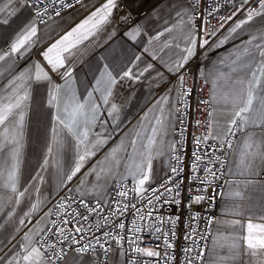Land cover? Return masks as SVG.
I'll return each instance as SVG.
<instances>
[{
    "label": "snow or ice",
    "instance_id": "6c2138e0",
    "mask_svg": "<svg viewBox=\"0 0 264 264\" xmlns=\"http://www.w3.org/2000/svg\"><path fill=\"white\" fill-rule=\"evenodd\" d=\"M42 0H9V4L5 8H0V35L9 34L11 42L8 49L0 50V61H6L13 57L21 58L31 55L33 51L38 57H42L44 63L36 62L33 68L36 69L35 74L29 72L27 76L23 72L19 76L13 74V78L8 80V95H0V187L7 190L11 195L6 197L0 196V214L11 218L15 214V208L9 206H19L23 201H28L25 204L29 210L24 211L21 208L24 216H31L39 210L42 202H31V192L29 187L21 184V156L23 149V133L27 117L28 101L31 94L28 84L33 81L36 83L44 82L51 85L50 105H55L58 109L56 123L62 125L68 130L78 141V149L74 166L65 172L58 170V183L61 187H66L68 182H71L74 177L85 167L91 159L96 156L97 151L103 148L110 139L108 136H101L92 131L96 127L97 121L100 120L99 105L92 100V93H89V100L81 102L76 98L75 93L68 90V99L65 102L64 113L59 114L60 93L59 85L53 83L51 73H58L62 78H65L66 83L72 77V70L67 66L70 63V58L74 56V49L78 51L77 45L81 44L89 37L96 36L106 26L113 23V10L119 7L117 0H106L103 6L92 12L90 16L79 24L77 27L68 31L59 40L50 44L45 50H41L39 45L43 42L44 37L38 35L37 20L44 22L43 16L47 13V7L43 10L35 8L36 3H41ZM138 0H129L130 4L137 3ZM16 4V8L21 6L35 9V16L30 23L17 25L19 15L16 8H11L12 4ZM62 7L74 8L75 5L71 0H61ZM75 4H82V0H75ZM189 9L195 12L199 9L200 25L195 24L194 16L188 17V22L192 23L193 28L197 29L194 33H189L185 38L187 46L182 49V54L171 63L165 62V67L170 79L164 86V93L156 100L154 108L150 111L158 110L159 115H154L153 124L151 125V135L144 136L141 131L135 132V138L131 139L128 145L121 142L120 145L110 149L105 154L104 165L102 161H97L90 172L85 175L96 174L97 180L101 174L116 175L115 169L121 166V162L125 161L124 156H117L118 152H127L130 147L132 152L127 155V160L124 162L128 175L133 178L135 187L131 190L118 192V195L127 200L129 192L135 193L139 200H143L148 192L152 193V197L146 200L149 209L155 208L156 203L175 204L178 208L181 206L182 199H187L188 203L185 207L189 212H192L194 206H200L205 201L211 205L217 196L227 195L229 198L241 197V192L234 189L227 193H222L220 189L224 184L229 183V177H242L240 184L245 187L253 186L255 181L249 179L260 173H264V0H241L232 12L220 18L221 21H232L238 14H244V19L234 22V27H230L229 36L224 37L219 41L220 45L227 42L234 34H238V30H243L245 26L250 28V38L247 39V44L237 49L232 54L230 64L225 65L230 71L224 72L219 67L211 72H200L205 82L211 83L209 90V98H201L198 103L205 106L206 120L196 121L197 127L202 123L207 126V134L194 136L193 143L196 148L206 143L209 139L216 142L213 146L217 151L211 153H203L200 150H194L188 157L187 162L179 149L183 147V143L177 146L175 143H170L167 146L169 153H175L171 156L174 164H169L167 169H156L153 165L154 158L163 154V141L161 146L157 147L155 152L154 146L157 145V137H163L167 132L170 121V112L164 108L165 104H169V98L175 91H179L180 97L191 98L192 89L187 88L188 74L195 73L192 69V61L197 60L201 54V50L211 47L208 36H215L216 32H208V27H211L210 21L204 15L202 0H192ZM57 16L60 12L55 13ZM131 13L122 15L119 19L124 24L128 23ZM177 13L178 22L184 24V16ZM213 11L208 12V16H212ZM257 18L259 23L257 24ZM221 28L223 23L218 21ZM173 28L165 27L164 32H171ZM182 31V29H181ZM141 34L138 27L132 26L126 32V35L133 41ZM164 33H158L151 37L147 42L151 44L154 40H159ZM167 47V45H165ZM148 51L147 48L144 49ZM134 61H141L140 56H135ZM156 57H152L155 61ZM163 59V57H161ZM224 60L220 64H224ZM48 68V71H44ZM63 70V71H62ZM155 69L154 63H147L141 66L140 63L129 61L127 65L115 66L105 64L103 71H100L99 78L96 79V91H100L104 104H110L108 116L114 120L117 119V113L120 109L115 103L110 102L113 88L119 81L124 79L139 80L149 75ZM196 70H199V64L196 65ZM158 72V70H157ZM43 73V75H41ZM159 74V72H158ZM2 75V74H0ZM222 92V94H220ZM71 105V111L68 107ZM223 107H219V105ZM176 111H179L177 108ZM147 119V116L145 117ZM221 121L224 126L220 131ZM55 132V128H53ZM243 134L239 139V145L234 142L238 134ZM184 133L181 131V138ZM139 141V145H138ZM146 141V143H145ZM49 153L52 149L49 148ZM231 156V158H230ZM49 161L44 160V165ZM259 170V171H258ZM35 179H42L37 174ZM188 181L189 183H185ZM26 183V182H25ZM83 183V181H82ZM191 183L200 185L196 195H187L181 197V189L187 190ZM235 184V181L232 182ZM158 185V186H155ZM36 192L39 188L32 186ZM261 191H264V182L259 184ZM22 189V190H21ZM74 191L72 188H67V192ZM155 198V201L153 199ZM69 195L60 197L57 203L58 209H64V215H71L76 221L77 226L74 227L75 233L79 235L70 237L65 234L66 230L60 227L55 222L51 227L45 226L40 228L39 225L44 222L45 217L51 215L52 210L44 213L34 222V227L25 232L18 241L22 253H17L11 259L6 256L0 258V264H58L65 261L67 252L64 247L57 248V244H63L71 238L72 244H80L85 237V227L80 224V221H87L88 214L96 212L97 208H89L84 200H80V205L85 208L86 213L78 212L76 208H72L71 213L68 209L71 204L66 201L71 200ZM122 203V201H117ZM225 207L231 214L241 217L231 221L221 220L219 218L202 217L200 212H194L189 216L188 231L181 232L177 235V226L181 223L179 215H173L167 219L163 217H155L159 221L160 226H155L154 231L157 233V239H162V247L149 249L140 247L137 241L140 239L139 233L142 231V226L137 225L133 220V227L129 229L132 232V239L128 243L132 246L131 250L135 258L130 257L129 264H264V206L261 207V215L256 217L255 212H252L244 223V212L248 209L242 208L238 203L232 202L226 204ZM9 208L8 211H5ZM132 210L134 214H139L140 219L144 220L145 215L152 217L151 210L143 213L141 208H138L135 203L128 201L123 203V207H119L113 211V215H123L126 211ZM259 219V223L254 220ZM203 220L205 228L198 230L192 227V222ZM72 221L61 218L62 224H70ZM19 224L24 225L25 220L19 219ZM227 224L232 231L228 236H223V226ZM216 226V235L212 236L210 245H205V241L209 238V229ZM120 229H125V224L119 222L117 225ZM2 227V225H0ZM98 230L101 227L99 224L95 226ZM90 230V228H89ZM19 231V229H16ZM46 232L56 234V243H50L49 238L44 235ZM31 233V235L29 234ZM195 233V235H193ZM104 235L111 237V232H106ZM119 236V233H117ZM115 239V237H113ZM15 239V237H13ZM93 239L99 240L93 236ZM124 239V237H120ZM177 240L188 241L189 244L176 243ZM47 246V248H45ZM90 248L95 251L91 241L82 244L74 249L75 255L68 258L65 264H80L81 257L88 253ZM195 253V255H193ZM107 254V250H105ZM148 258L143 259V258ZM93 264L95 262L93 261Z\"/></svg>",
    "mask_w": 264,
    "mask_h": 264
},
{
    "label": "crops",
    "instance_id": "0c3cea01",
    "mask_svg": "<svg viewBox=\"0 0 264 264\" xmlns=\"http://www.w3.org/2000/svg\"><path fill=\"white\" fill-rule=\"evenodd\" d=\"M105 2L106 0H87L45 24H37L38 35L44 37L39 48L45 50L68 31L83 23L92 12L101 8ZM117 3L119 7L113 10V23L106 26L96 36L89 37V39L77 45L78 51L73 50L74 56L70 58L71 62H66L67 66L72 70L70 80L66 83L65 78H62L58 73L49 72L53 83L59 85L61 88L59 114L65 115L64 107L68 99L69 89L75 93L76 98L82 103L88 101V94L92 93V100L99 105L100 115V120L97 121L96 127L92 131L101 136L110 137L108 143L97 151L96 156L72 180L73 192L92 201H104L110 188L116 182L123 180L133 181V178L127 174L123 167L124 162L127 160V155L132 152L130 147L127 149V152L121 151L117 153L118 157L124 156L125 161H122L121 166L115 169L116 175H105L102 173L100 179L97 180L95 173L91 175H85V173L90 172L96 166L97 161H102L104 165H107L108 161L104 159L105 154L110 149L120 145L121 142L124 145H128L130 140L135 138L136 131H141L144 136L152 134L149 120L154 124L153 116L159 115V112L155 109L150 111V109L154 108L159 96L165 94L164 84L170 79L165 62L171 63L172 60L178 59L182 54V49L187 46L185 37L189 33L195 32L188 22V17L191 13L189 9L190 2L188 0H138L135 4H130L129 0H117ZM8 4L9 0H0V8H5ZM12 8H16L15 3L12 4L9 10H12ZM16 11L19 15L17 25L30 23L33 19L30 7L21 6L16 8ZM129 12L131 13L130 19L127 24H124L119 18ZM178 12L181 15L187 13L184 16L183 25H180L178 22ZM241 19H244V17ZM259 22V18H257V24ZM132 26L138 27L141 32L135 41L126 35V32ZM166 26L174 30L170 33L164 32ZM161 32L164 34L160 36L159 40H154L151 44L147 42L151 37ZM250 35L249 26H245L243 30H238V34L232 35L227 42L220 45L219 41L229 36L228 31L202 57L199 72H211L217 67L224 72L230 71L225 65L230 64L231 59L234 58L232 54L237 49L247 44V39L250 38ZM10 42L9 34L0 35V50L6 51ZM145 48L148 49L147 52L144 51ZM135 56H140L141 61H134L133 58ZM153 56L156 57L155 61L152 60ZM222 60H224V64H220ZM129 61L140 63L141 66L147 63H154L156 70H153L150 75L145 73V76L139 80L124 79L117 83L110 97V102L115 103L120 109L119 113L116 114L118 118L114 120L107 114L110 104H104L102 99L103 94L100 91H96V79L99 78L100 71H103L105 64L123 66L127 65ZM36 62H41L42 65L46 63L42 57H38L35 54V51L25 57H13L6 61H0V74H2L0 75V95L10 94L8 80L13 78V74L19 76L23 72L27 76L29 72H32L34 75L36 69L33 68V64ZM44 71H48V68H45ZM206 84L209 93L211 83L206 82ZM51 87V85H47L44 82L36 83L33 81L31 84H28L31 98L28 101L26 109L27 117L23 133V149L20 165L21 184L29 187L31 202L42 203L39 210L31 216H24L23 212H21V208L25 212L29 210L25 207L28 201H23L19 206H9V208H15V214L11 218L0 214V225H2L0 227V258L6 256L8 259H11L17 253H22L18 241L25 232L34 227V222L46 213L44 209L50 200L64 188L58 183V170L65 172L74 166L78 141L66 128L56 123L55 118L58 114V109L55 105L49 104ZM177 99L178 91H175L169 98V104L164 105L165 110L170 112V126L162 138L157 137V145L153 148L155 152L156 148L161 146L162 139L163 154L156 156L153 161L156 169H167L169 166L171 153L167 151V146L170 143H174L173 129ZM219 107H223V105L221 104ZM68 110L69 112L71 111L70 104ZM146 116L147 119H145ZM223 126L224 122L221 121L220 128L217 131H220ZM53 128H55V132H53ZM242 135V133L238 134L235 141L237 145H239V139ZM49 148L52 149L51 153L48 151ZM45 159L49 161L47 165H44ZM37 174L42 179H35ZM260 174L249 178L255 181V184L248 187L240 184V180L243 179L242 177L228 178L229 183L224 184L223 193L234 189L240 191L242 195L239 198H229L227 195H222L216 219L231 221L241 218L231 214L225 207L226 204L232 202L238 203L244 209H248V211L244 212L242 221L244 223L247 222L248 217L252 215L253 211L256 217L261 215V207L264 206V191L260 190L259 184L264 182V180L260 178ZM233 181H235V184L232 183ZM32 186L39 188L40 191L36 192ZM8 195L11 194L0 187V196L6 197ZM9 208H6L5 211H8ZM19 219H24L25 224L20 225ZM48 221L49 216L45 217L44 222L39 227H45ZM254 222L259 223L261 221L256 219ZM223 228L222 235L226 237L232 229L227 224ZM16 229H19V231H16ZM29 234L31 235V233ZM216 234L215 226L213 235ZM74 255L73 253L68 255L65 261ZM79 259L80 264H93V261L95 262L91 256H83ZM65 261H62L60 264H65ZM4 264H7V260H4ZM95 264L98 263L95 262ZM107 264H124L123 251L115 249L110 255Z\"/></svg>",
    "mask_w": 264,
    "mask_h": 264
},
{
    "label": "built area",
    "instance_id": "2783aa9c",
    "mask_svg": "<svg viewBox=\"0 0 264 264\" xmlns=\"http://www.w3.org/2000/svg\"><path fill=\"white\" fill-rule=\"evenodd\" d=\"M87 0H82V3ZM190 4L192 0H188ZM67 2V0H65ZM71 2L76 6L80 4H75V0H71ZM35 3V0H34ZM241 0H202V6L204 15L207 17L208 21H210L211 27H208V32L215 31V36H208L206 38L209 39L211 47L221 38L223 37L229 30L230 27H233L234 22H237L239 19L244 17V14H238L236 17L233 18L232 21H221L220 18L222 16L229 15L233 8L236 7ZM31 9L32 17L35 16V9L32 6H29ZM44 7H47L48 11L44 14L43 20L44 22L41 23L37 20L38 25H42L47 23L48 21L59 17L61 14L72 10L73 8H64L62 7L61 0H42L41 3H36L35 8L43 10ZM74 7V8H75ZM59 11L60 15L57 16L55 13ZM199 9L195 12L190 13V16H194L195 24L200 25L201 21L199 17ZM213 11L212 16H208V12ZM218 21L224 24V27L221 28ZM192 26V23H190ZM193 28V26H192ZM196 32L197 29L193 28ZM211 47H207L206 49L201 50V54L199 55L197 60L192 61V69L195 73V77L193 74H188L187 76V88L192 89L191 98H181L179 91H178V99H177V106L179 111H175V120H174V129H173V137L174 143L179 146L183 143V147L179 149L180 154L184 156L185 161L187 162L189 155L194 150H200L203 153H211L213 151H217L213 146L216 144L215 141L209 139L206 143L202 144L199 149L196 148L195 144L193 143L194 136H201L207 134V126L205 124H201L197 127L196 121H205L206 120V113H205V106L200 105L198 101L201 98L208 99V86L202 76L200 75L199 70H196V65L199 64V69L201 65L202 57L210 50ZM166 84V83H165ZM164 84V86H165ZM181 131H183L184 136L181 138ZM236 138H234V142ZM217 154L219 152L217 151ZM175 155V153L170 154L169 164H174V160H171V156ZM260 178L264 180V173L260 174ZM185 183H189L185 181ZM73 181L67 184L66 187L61 189L48 203L45 207L44 211L48 212L49 209L52 210L51 215H49V221L46 226L51 227L52 223L55 222L60 227L65 228L67 235L70 237H76L79 239V235L75 233L74 227L77 226L76 221L72 219L71 215H64V209H58L57 203L59 202L60 197L69 195L72 199L66 201L67 204H71V208L68 209L69 213H71L72 208H76L78 212L86 213L84 207L79 206L80 200L83 199L84 203L88 205L89 208H97L96 212H92L88 215L87 221H80L85 227V232L83 233L85 239L80 241V244H72L71 238L67 241H64L63 244H57V248L64 247L67 256L70 254H75L74 249L76 247H80L84 243H88L91 241V244L95 251H92L90 248L89 252L84 254V256H91L98 264H107L108 259L112 252L115 249H121L124 253V264H129L130 257L135 258L134 254L131 250L132 246L128 243L130 239H132V232L129 231L133 227V220L137 225L142 226V231L138 234L140 239L137 241L140 247H145L149 249H156L158 247H162L163 241L162 239H157V233L153 230L155 226H160L159 221L155 219V217H163L167 219L173 215H179L181 219V223L177 226V235L179 236L181 232L188 231V223H189V216L192 215L194 212H200L202 217H212L216 219L217 217V209L219 202L221 201L222 195L217 196L216 200L209 205L207 201H205L200 206H194L192 212H189L188 209L185 207L188 201L187 199H182L181 206L178 208L175 204H163V203H156V207L149 209V206L146 203L148 197H152V193L148 192L143 200L137 199L135 193L129 192V197L127 200H124L118 195V192L124 190H131L135 187V183L132 180H123L116 182L109 190L107 198L104 201H92L88 198H84L78 196L73 191L71 193L67 192V188H72ZM223 187L220 191L223 193L224 190V182L221 181ZM158 186V185H155ZM200 185L198 183H191L187 190L181 189L180 196L186 197L187 195H196L198 193ZM154 201L155 198L153 197ZM117 201H122V203H117ZM131 201L135 203L138 208L143 210V213H147V211L151 210L153 213L152 217H147L145 215V219L141 220L139 214H134V212L130 209L126 211L123 215L117 213V215H113V211L119 207H123V203H127ZM61 218L68 219L72 221L70 224H62ZM119 222L125 224V229H120L117 225ZM99 224L101 227L99 230L95 227ZM192 227L197 228L198 230H203L205 228V222L203 220H196L192 222ZM90 228V230H89ZM215 225L211 229H209V238L205 241V245H210V241L214 232ZM111 232L112 236H106L104 233ZM119 233V236L117 235ZM46 237L49 238L50 243H56V234L53 232H46L44 233ZM195 235V233H193ZM95 236L99 243H97L96 239H93ZM115 237V239L113 238ZM120 237H124V239H120ZM176 243L179 245L180 243L189 244L188 241H180L177 240ZM47 248V246H45ZM105 250H107V254H105ZM195 255V253H193ZM66 256V257H67ZM65 257V258H66ZM148 259V258H143ZM62 262V261H61ZM61 262H58L60 264ZM154 264V262H153Z\"/></svg>",
    "mask_w": 264,
    "mask_h": 264
}]
</instances>
